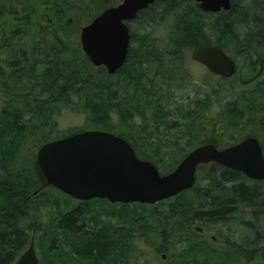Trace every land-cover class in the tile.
<instances>
[{"label": "trees", "instance_id": "trees-1", "mask_svg": "<svg viewBox=\"0 0 264 264\" xmlns=\"http://www.w3.org/2000/svg\"><path fill=\"white\" fill-rule=\"evenodd\" d=\"M177 1L179 3H176ZM70 3L69 0H0V52L6 51V55L12 57L6 63L10 70H14V74L7 77V81L10 82L9 90H14L19 85L20 90H22V85L26 88V93L21 94L22 104L25 101L23 96L29 95V92L33 90L34 100L38 99V102L33 103L35 108L30 111L33 122L48 118L50 115L48 111H56L59 103L66 106L75 103L84 113H87L91 129L113 133L115 131V126L112 125L113 116L120 125L130 126L128 121L132 117L136 115L143 117V114L148 111L147 114L152 120L150 125L159 128L163 119L167 117L164 110L169 101L168 97L155 85V79L169 81L185 78L182 71L178 69L181 74L179 77L171 65L177 64L182 68V62L184 63L187 59V53L203 46L217 47L236 60L256 44L264 42L263 6L259 8L257 6L250 21H243L242 19L246 16L250 17L245 13V6H241L243 2L232 0L233 5L229 11L210 15L214 20L209 21L206 18L207 15L201 14L191 0H157L152 10L140 11L135 20L128 24L131 44L135 39L143 41L152 39L153 35L146 32L149 28L147 25L158 18L161 20L166 17L174 19L172 25L175 26L169 36L170 40L175 41L174 44L169 45L166 50L159 49L156 45L154 51L143 50L146 42L138 43V46L134 44L135 48L131 49L118 72L109 75L103 68L93 69L81 51L78 38L71 33L73 30L70 23H61L64 19L65 22L68 21L70 16H76V21H78L79 14L73 9L76 4ZM114 4L115 0L97 1L94 5V14L90 19ZM232 10L237 12L244 10L243 17H236V11L233 13ZM138 22L139 26L134 27L133 25ZM136 32L141 35H137ZM48 40L51 47L48 43L46 44ZM241 41L245 44H241ZM42 54L44 60L39 61V69L36 72H32L31 68L27 71L19 70L20 63L32 62L30 56ZM147 65L153 70V75L149 74ZM0 75H2L1 72ZM209 75L211 76L210 73ZM229 79L220 80L225 82ZM231 79L236 80V77L232 76ZM119 86H121V92L117 91ZM256 91L251 92L249 97H240L230 103L225 108L226 111L222 113L226 117L225 121L233 125L232 120L239 119L242 115L245 118L244 113L264 112V90L262 89L261 93L259 91L256 93ZM11 93L12 97L8 94V100L4 94L7 103L0 111V156L3 159H0V171H3L2 166H5L8 171L12 170V172H7L6 176L5 174L0 176V264H13L27 247L33 230L38 229L28 215L30 212L37 213L41 208L47 210L52 208L55 212L53 216L48 213L50 221L45 223V227L39 224L41 230L49 235L43 239L44 245L48 246V253L58 255L60 250H66L67 256H80L96 264H133L130 261V256L134 251V235L131 231L133 228L136 231L135 235L147 240L148 234L158 235L161 240L160 245L165 239L166 242L174 236L176 239L177 226L180 223L177 218L183 216L182 229L180 228L179 231L187 232V211L196 201L211 200L213 204H241L249 211H253L254 216H264V210H260L264 208V181L248 180L241 173L229 169L221 170V178L218 181L214 180L221 186L214 188L213 193L217 195L213 199H210L208 194H196L193 201L183 202L182 205L176 207L168 205L167 210L147 216L136 213L138 207L144 210V205L118 204L117 208L114 207L116 209L114 213L123 223L118 226V231L117 226L114 231L101 230L99 225L83 220L82 209L87 202L69 206L68 202L72 200L58 191H54L52 202L39 197H31L35 182L31 165L28 166L23 162V169L19 172L15 167L13 157L7 154L9 151L7 142L14 140L16 135L15 119L20 118L19 110L15 109L16 104L19 103L17 100L19 92L12 91ZM45 96L46 99H39ZM52 103L55 108H50L49 104ZM33 104H24V111L30 109ZM197 104L202 106L201 103ZM202 109L204 110L205 106ZM166 111L168 113V110ZM176 115L192 120L189 124L190 133L193 134L192 140L201 141L202 133L213 135L211 124L213 125L216 119L212 116L208 117L204 113L195 114L193 109L182 112L177 109ZM252 120L255 121L252 123L259 125L264 133V114L261 119L256 120L254 117ZM121 136L126 141H130L128 134ZM148 160L151 159L148 158ZM173 161H178V159ZM171 167L173 164L170 165ZM162 203L154 207L161 206L164 204ZM132 209L136 216L124 219L125 214ZM148 219L154 220V223L147 224ZM84 227L86 230L83 231ZM247 229L250 231L249 236L237 233L242 241L237 245H232L236 246L237 250L223 253L202 252L196 255L194 262L196 264L264 262V239L259 233L253 231L254 228L251 225H248ZM53 232L63 234L61 247L49 243L55 238L50 235ZM197 245L198 243L195 244L196 247ZM65 259L67 258L60 257L58 260L57 256H48L45 264H51L54 261L62 263ZM176 261L175 264L181 263L179 257Z\"/></svg>", "mask_w": 264, "mask_h": 264}, {"label": "rangeland", "instance_id": "rangeland-1", "mask_svg": "<svg viewBox=\"0 0 264 264\" xmlns=\"http://www.w3.org/2000/svg\"><path fill=\"white\" fill-rule=\"evenodd\" d=\"M97 1L99 0H69L70 2H74L76 4V7L73 5V9L75 13L79 14L78 21H76V16H70L68 18V21L65 22V19L61 21L62 24L64 23H70V27H72L74 36H77V31L80 27H82L84 24H86L90 17L94 14L93 10L95 3L97 4ZM238 2H243L241 6H245L244 10L245 13L248 14L250 17H245L242 20H249L252 17V14L255 13V10L263 6L264 7V0H236ZM117 0H115V3ZM238 5V4H237ZM81 6V7H80ZM79 8V9H78ZM96 8V7H95ZM244 10H240V12H237L236 10H232L233 13L236 11V17L242 16V13ZM100 11V10H98ZM231 11V12H232ZM264 12V10H262ZM204 19L206 18L209 21L214 20L210 15H207L206 18L203 16ZM240 17V18H242ZM72 19L76 22H72ZM67 20V19H66ZM85 20V22H84ZM163 20V21H162ZM253 20V19H252ZM174 19L168 17L161 19L158 18V20L150 22L147 26L149 28L146 30L147 33H151L153 35V40L157 41L156 44L159 49H164L169 46L168 43L164 42L165 40L169 39L170 33L172 32V28H174L173 24ZM208 21V22H209ZM206 22V21H205ZM206 22V23H208ZM142 23V21L140 22ZM253 23V22H252ZM264 25V24H263ZM134 27L139 26V22L135 23L133 25ZM133 27V28H134ZM137 35L138 32H136ZM26 41V40H25ZM135 44L138 43H144L149 41H143L135 39ZM50 45V41H46V44ZM241 44H245L243 41L240 42ZM51 47V45H50ZM49 47V48H50ZM6 51L0 52V72L2 75H0V111L6 106V99L4 94L7 96L8 100V94H10V97H12V91L13 92H19L17 96V100L19 101L18 104H16L15 109L19 110L20 113V123L16 125V135L15 139L8 141V147L9 151L7 152L8 155H11L14 160L16 169L20 172L22 170L23 162L27 164L28 166L31 165V162H33L34 154L37 151L38 146L46 141V140H52L54 138H60L65 135H69L71 133L84 130V129H91L90 124L87 120V113H84L80 107L76 106L75 103H71L69 105H64L63 103H59L57 106L56 111H48L50 113L49 117L46 119L41 120L40 122H33L31 117V110H33L34 104L36 101L38 102V99L34 100V94L30 93L29 95L26 94V96H23L24 102L21 103V94L23 95L26 93V88L24 86L20 85L17 88H14V90L10 89V82L7 81V77L14 74V70L9 69V65L7 64L8 61L12 58L10 56H7ZM190 52L187 53V59L185 62H182V68L181 66H178L176 64L171 65L173 67L172 69L178 73V76L180 77V71H182V75L185 77L184 79H170L167 80H160L158 78L155 79V85L159 87V90L165 94L168 99L173 100V98L178 97L179 100L176 102L175 105L166 106L164 112L166 113V118L163 119L162 124L159 128V134L151 136L149 139V142L152 141L154 138H160L164 140H174L177 139L180 141V144H184V142L189 138L190 133V122L192 120L190 119H184L180 118L178 115H176L177 109L179 111L183 110H192L195 114L197 113H204L208 117H213L216 119L215 123L211 127L213 130L219 131L220 133L217 135H210L209 137L215 138L216 142L219 145H230L232 143H235L237 140L241 139L242 137L246 136L247 134H252L259 136L264 143V133H262L259 125L254 124L252 122H255L252 120V118L255 117L256 120L261 119V116L264 114L262 113H256V114H249L244 113L245 118L243 115L239 117V119L232 120V123L226 122V117L222 115L224 111H226V107L235 101L236 99L240 97H249L251 96V92L256 91V93L259 91L261 93L262 89L264 90V72L262 76L256 80L253 84H251L249 87H241V85L238 83V79L236 77V80H232L231 78L228 81L223 82L220 80L221 78L213 75H209L208 71L201 65L196 64L195 62H192L190 60ZM238 58V56L236 57ZM30 60L32 62H35L36 60H44L43 54L40 56L32 55ZM236 61L239 63V65L242 63L241 57L239 59H236ZM7 62V63H6ZM32 62H28L32 63ZM93 67V66H92ZM146 68L149 71L150 75H153V70L149 67V65L146 66ZM93 69H97L94 68ZM20 70V69H19ZM14 80V79H12ZM24 92V93H22ZM47 97H41L40 100L46 99ZM6 101V102H4ZM197 103H201L202 106H200ZM241 104L243 102H240ZM29 105L33 104V106L30 109H26L24 111L23 105ZM264 104V102H263ZM50 108H55L52 104H49ZM205 106V109L202 108ZM9 110V109H7ZM52 110V109H51ZM168 110V113L167 111ZM202 110V111H199ZM241 110L243 108L241 107ZM13 112V111H11ZM149 112V111H148ZM147 112V113H148ZM174 112V113H172ZM144 113L143 117L136 115L131 118L128 122H130V126L127 125H120L118 123V120L115 119V117H112V125L115 126V131L113 133H116L118 135H126L128 134L129 137L135 138L139 141V143H142V140L146 138V133L151 129L150 123H152V120L150 118V115ZM221 123V124H219ZM204 137V136H203ZM202 137V138H203ZM148 146V144H145ZM37 146V147H36ZM12 148V149H10ZM0 159L2 157L0 156ZM0 160V161H1ZM173 158H151V161L156 165V167L162 172L165 173L169 171V165L175 163L177 161ZM3 167V171H0V176L3 174H7V172H12L11 169H8L5 166ZM1 170V168H0ZM4 172V173H3ZM201 181V180H200ZM39 198L42 199L40 196ZM50 198L53 200V197L50 196L49 193H46L44 195V199ZM43 199V200H44ZM80 204L75 201H69L68 205H76ZM108 205V203L105 202H97V201H91L87 202L86 206L82 209L83 214V220L89 221L90 223H94L96 225H99L101 230H107L111 229L114 231V228L117 226L122 225L121 219H119L118 216L114 213V207L115 206ZM144 210H141L140 207H138V210H136V213L141 216H147L149 214H158L165 210H167V207L163 205H157V207L144 205ZM40 209V207L38 208ZM261 211L264 210V208L260 209ZM130 212L125 214L124 219L136 216V213H134V209L129 210ZM248 208L244 207V210L236 212L234 216L232 215V220L237 221L235 225L232 226V231L236 233H232L231 237H238L237 233L247 236L250 231H247V226L251 225V227L254 228L253 231L256 233H259V235L264 239V216L263 215H257L254 216L253 211H249ZM258 211V210H257ZM48 213L50 216H53L55 212L52 208L45 209L41 208L37 213L32 214V218L36 216V229L35 230V249L36 254L39 259V264H45L46 258L48 256H57L58 260L61 258H67L62 263L59 261H54V263L51 262V264H96L94 262H88L87 260L82 259L80 256H67L66 250H60L58 255L56 254H49L48 253V246L44 245L43 239L49 235L45 234L41 228L40 225L45 227V223L50 221L48 219ZM35 215V216H33ZM253 216V217H252ZM30 217V219L32 220ZM245 220H247L245 223H243ZM147 224L154 223V220L148 219L146 220ZM40 224V225H39ZM84 225H86L84 223ZM245 226V227H244ZM86 230L84 227L83 231ZM132 234L133 237V244H134V251L132 255L130 256V261L133 264H175L177 263L176 259L179 257L182 264H196L194 262L195 259L191 260V257H194L192 255L188 260H184L182 258V252L179 250V244L178 240H176L174 237H171L169 241L166 242V239L164 240V243L160 245V237L158 235L148 234V240L146 238H143L142 236L135 235L136 231L133 228ZM51 236H54L52 240L49 241L50 244H53V246H57L61 244V239L64 238L62 233L59 232H53L50 234ZM175 235V234H174ZM204 241L202 243H198V247H204V249H207L209 246L213 247V243L208 238L210 235L218 236V234H215L214 232H205L204 233ZM252 235V233H250ZM249 236V235H248ZM230 239H233L231 238ZM223 238H226L224 236ZM160 245V246H158ZM181 246V244H180ZM220 246H225L222 243H220ZM61 247V246H60ZM56 250V249H54ZM69 255V253H68ZM162 255L166 256L165 258H162ZM197 255V254H196ZM55 258V257H54ZM52 259V258H51ZM108 264V263H105ZM110 264V263H109ZM255 264H264L262 261H257Z\"/></svg>", "mask_w": 264, "mask_h": 264}, {"label": "water", "instance_id": "water-1", "mask_svg": "<svg viewBox=\"0 0 264 264\" xmlns=\"http://www.w3.org/2000/svg\"><path fill=\"white\" fill-rule=\"evenodd\" d=\"M155 0H122L91 19L78 32L81 50L94 67L104 66L114 73L125 60L130 34L126 25ZM204 12L228 11L230 0H194ZM243 58L238 70L241 85L257 79L264 64V44ZM191 59L223 78L235 73L236 65L214 46L196 48ZM37 165L46 182L77 200L104 199L121 204H154L190 188L198 164L216 162L255 180L264 179V158L254 138L217 150L213 144L191 151L171 172L160 174L147 160L138 159L131 146L110 132L82 131L42 145L36 154ZM234 210L223 206L196 211L194 216H219ZM14 264H38L31 239Z\"/></svg>", "mask_w": 264, "mask_h": 264}, {"label": "flooded vegetation", "instance_id": "flooded-vegetation-1", "mask_svg": "<svg viewBox=\"0 0 264 264\" xmlns=\"http://www.w3.org/2000/svg\"><path fill=\"white\" fill-rule=\"evenodd\" d=\"M122 0H117L116 4L120 3ZM157 0L154 1V3L152 5H149L146 8H143L141 10H152L154 5L156 4ZM192 4H194V6L200 10L197 6V3L194 2V0H191ZM176 3H179V1H177ZM230 5L232 7V0H230ZM230 7V9H231ZM162 10H165V8H162ZM201 14L204 15H214L211 12H200ZM157 41H154L153 39H149V42H144L143 44V50L147 51L148 49L150 50H156L154 47H156V43ZM164 42L168 43L169 45L174 44V40H170L167 39ZM172 42V43H171ZM135 41H133V43L131 44V41L129 39V44L127 47V53H126V57L129 56V52L131 51V49L133 50ZM264 44V42H261L259 44H256L251 50H248V52L244 53L242 55V60L243 57L245 55H251L252 58H254L253 55V50L257 47H259L260 45ZM138 46V45H137ZM136 46V47H137ZM133 47V48H131ZM162 50H166V48L162 49ZM31 58V56L29 57ZM191 60V59H190ZM39 61L42 62V60H36L34 62V64L30 63L27 64V62H22L20 63V70H24L27 71L28 68L32 69V72H36L39 69ZM192 61V60H191ZM125 62V60H124ZM194 62V61H192ZM196 63V62H195ZM124 64V63H123ZM122 64V65H123ZM198 65H201L199 63H196ZM177 65V64H176ZM178 66V65H177ZM203 66V65H201ZM204 67V66H203ZM120 69V67L118 68ZM118 69L113 73H117ZM35 70V71H33ZM171 71H173L171 69ZM177 73V72H176ZM176 80V79H175ZM38 85V83L36 84ZM33 89V88H32ZM121 92V86H119L118 90ZM37 91H38V87H37ZM33 90L29 93H32ZM179 100L178 97L173 98V100L168 99V104L166 106L170 107V104L173 106L176 104V102ZM174 113V112H172ZM21 119H15V130H16V125L19 124L21 127V123H20ZM160 128V127H159ZM159 128H154L151 127V129L146 133V138L142 140V143H139V139L136 140L135 138H131L130 137V141L127 140V142L130 144V146L132 147V149L134 150V153L136 154V156L138 158L141 159H151V158H173V159H183L190 151H192L193 149L202 146L204 144H213L216 148L218 149H223L226 148L230 145H219L215 138L213 137H209L208 134H204L202 133L201 137H203L201 139V141H195L191 139V136L193 135L192 133L189 134V138L184 142V144H180V141H178L177 139L174 140H164V139H160V138H154L152 141L149 142V139L151 138V136L153 135H157L159 134ZM261 131H263L262 128H260ZM219 131L213 130V135H217L219 134ZM17 134V133H16ZM252 134H247L246 136L242 137L241 139L237 140L235 143H238L248 137H250ZM254 138L258 141L259 145H260V151L261 154L264 157V143L263 140L256 135H253ZM145 144H148V146H146ZM180 162V161H179ZM178 162V163H179ZM177 163V164H178ZM176 164V165H177ZM175 165V166H176ZM221 170H228L224 167H220L219 165H217L216 163L210 162V163H206V164H199L196 167V172H195V179L196 181L192 184V186L188 189H184L182 191H180L175 197H172L169 200H165L162 201L164 203V205L167 207L168 205L170 206H180L182 205L183 202L186 201H193L194 199V195L196 194H201V195H205L208 194V196L210 197V199H213L214 196H216L217 194L213 193L214 188L215 187H219L221 186L220 183H216L215 181H218L219 178H221ZM231 170V169H229ZM234 171V170H232ZM237 172V171H236ZM4 175V174H3ZM201 180V181H200ZM213 180V181H212ZM215 180V181H214ZM264 181L263 180H259L258 182ZM215 182V183H214ZM238 184V183H235ZM233 184V185H235ZM227 185V184H226ZM231 186V185H228ZM46 186H44V184L42 183H38L35 184L34 186V195H40L42 197V199H44V195H46V193H51L52 189H45ZM206 192V193H205ZM47 201H53L50 198H46ZM75 202L81 203L79 201H76L74 199H72ZM91 201H95L90 200ZM103 201L105 203H108V205H112L110 204L108 201L106 200H100ZM211 200H208L207 202L204 201H196L193 202V205L191 206V208L189 209V211H187L188 217V224H187V232H183L182 230H180V228L182 229L181 223H182V218L183 216H180L179 218H177L179 225L177 226V237L176 240H178V244H179V250L182 252V258L183 259H189L192 255H194V257H191L190 259H196V254L202 253V252H206V253H212L213 251H217L218 253H223V252H227V251H235L236 246H232V245H237L239 243H241L242 241L240 240V236H238L237 238L233 236L231 237L232 233H236L234 231H232V226L235 225L237 223V221L232 220V215L234 216V214L236 212L242 211L244 210V205L241 204H224V203H211ZM162 203V204H163ZM116 204L112 205L115 206ZM111 206V207H112ZM222 206H234L235 209L230 212L227 213L225 215H220V216H214V217H198V216H194V212L196 211H204V210H212V209H216L218 207H222ZM114 210H116L114 208ZM247 220H245L243 223H245ZM245 227V226H244ZM214 232L215 234H218V236H208V238L211 240V242L213 243V247H208L207 249H204V247H196L195 244L196 243H202L203 244V237L205 236L204 233L205 232ZM224 236H226V238H223ZM233 238V239H230ZM220 243H222L225 246H220ZM181 244V246H180ZM215 244V245H214ZM227 245H231V246H227ZM182 264V263H180Z\"/></svg>", "mask_w": 264, "mask_h": 264}]
</instances>
